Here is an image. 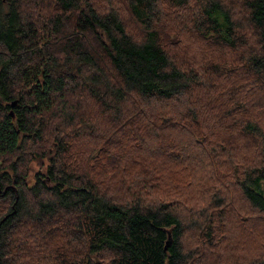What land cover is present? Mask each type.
<instances>
[{
  "label": "trees",
  "instance_id": "trees-1",
  "mask_svg": "<svg viewBox=\"0 0 264 264\" xmlns=\"http://www.w3.org/2000/svg\"><path fill=\"white\" fill-rule=\"evenodd\" d=\"M0 264H264V0H0Z\"/></svg>",
  "mask_w": 264,
  "mask_h": 264
},
{
  "label": "rangeland",
  "instance_id": "rangeland-1",
  "mask_svg": "<svg viewBox=\"0 0 264 264\" xmlns=\"http://www.w3.org/2000/svg\"><path fill=\"white\" fill-rule=\"evenodd\" d=\"M170 8V6H167V5H165V10H168ZM171 15H173V16H175L176 18L178 17L176 14L174 15V14H171ZM170 20H175V19H173V18H170ZM174 31H176V29L174 30ZM176 39H178V38H176ZM180 40L178 41V42H183L184 41V37L183 36H181V38H179ZM194 40V43H190L189 44V48L191 49V50H193L194 48H192V44L194 45L195 44V46H196V39H193ZM189 42V41H188ZM198 42V41H197ZM203 46H205L204 44H203ZM206 47V46H205ZM201 50H199L198 52L196 51V49H195V51H194V53H193V55H195V57L196 58H201L203 55L201 54V52H200ZM205 55V54H204ZM186 59H188L186 56H183V55H181L180 57H179V60L180 61H182V62H185L184 60H186ZM187 63V62H186ZM189 64V63H188ZM206 84V83H205ZM214 84L211 82L210 83V86H213ZM199 89H202V88H199ZM198 89V90H199ZM206 89H207V87H206ZM204 90V89H203ZM147 145L149 146L150 145V140H148L147 141ZM47 168H48V160H37V159H35V160H32L31 162H30V173H29V179L31 180V182H33V181H35V174L40 170L41 172L43 171V172H47ZM191 234H192V232H190L189 233V236H191ZM196 234H194V236H195ZM215 248H218L219 249V252H220V250L222 249V251L223 252H221L220 254L221 255H226V254H228V251H227V249H226V247H225V245L224 244H220V243H218L217 242V246L215 247ZM215 253H216V251H215Z\"/></svg>",
  "mask_w": 264,
  "mask_h": 264
},
{
  "label": "water",
  "instance_id": "water-1",
  "mask_svg": "<svg viewBox=\"0 0 264 264\" xmlns=\"http://www.w3.org/2000/svg\"><path fill=\"white\" fill-rule=\"evenodd\" d=\"M16 103V100L13 101V104ZM172 242V236L170 235L168 241H167V244L166 246H168L170 243Z\"/></svg>",
  "mask_w": 264,
  "mask_h": 264
}]
</instances>
